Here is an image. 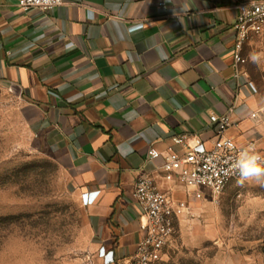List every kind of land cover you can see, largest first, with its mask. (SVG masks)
<instances>
[{
	"label": "crops",
	"instance_id": "0c3cea01",
	"mask_svg": "<svg viewBox=\"0 0 264 264\" xmlns=\"http://www.w3.org/2000/svg\"><path fill=\"white\" fill-rule=\"evenodd\" d=\"M240 1L65 0L23 10L17 0H0V85L35 110L37 133L75 190L96 195L86 208L108 250L104 264H135L144 233L133 191L147 174L188 205L175 218L176 233L183 246H198L187 238L188 217L210 204V188L169 176L162 157L148 158L151 146L183 152L172 138L184 135L211 149L210 115L229 113L225 134L239 145L256 140L264 153V105L232 50ZM202 264L247 263L216 253Z\"/></svg>",
	"mask_w": 264,
	"mask_h": 264
},
{
	"label": "rangeland",
	"instance_id": "374dc122",
	"mask_svg": "<svg viewBox=\"0 0 264 264\" xmlns=\"http://www.w3.org/2000/svg\"><path fill=\"white\" fill-rule=\"evenodd\" d=\"M243 54L264 105V36L247 43ZM35 122V110L0 85V216H14L0 219V264H104L108 250L98 242L84 197ZM188 219L187 238L198 246H183L176 233L159 264H202L216 253L264 264V184L245 181L219 196L210 189V204Z\"/></svg>",
	"mask_w": 264,
	"mask_h": 264
},
{
	"label": "built area",
	"instance_id": "2783aa9c",
	"mask_svg": "<svg viewBox=\"0 0 264 264\" xmlns=\"http://www.w3.org/2000/svg\"><path fill=\"white\" fill-rule=\"evenodd\" d=\"M64 2L65 0H17L18 6L23 10H51ZM160 5H164L163 2ZM237 9L238 15L233 23L235 43L232 50L238 69L243 68L247 61L243 54L245 45L256 37L264 36V0H242L237 4ZM252 115L255 116V113ZM210 122L216 133L211 149L202 148L200 143L189 144L186 136L175 135L172 140L184 146L183 152L169 148L162 154L151 146L148 158L154 160L162 157V168L169 176H175L187 187H208L215 196H219L232 180L238 179L232 165L239 151L249 145L260 151L256 140L239 145L234 138L225 134L232 125L229 113H213L210 115ZM133 197L140 210V229L144 235L137 243L132 260L135 264H152L174 237L175 218L184 212L189 213V207L184 201L176 203L161 191L155 179L148 174L136 180ZM95 198L96 195L90 192L85 194L84 200L89 204Z\"/></svg>",
	"mask_w": 264,
	"mask_h": 264
},
{
	"label": "clouds",
	"instance_id": "9594fccd",
	"mask_svg": "<svg viewBox=\"0 0 264 264\" xmlns=\"http://www.w3.org/2000/svg\"><path fill=\"white\" fill-rule=\"evenodd\" d=\"M232 167L238 176L237 183L255 181L264 184V154L258 152L253 145L239 151Z\"/></svg>",
	"mask_w": 264,
	"mask_h": 264
},
{
	"label": "trees",
	"instance_id": "16d2710c",
	"mask_svg": "<svg viewBox=\"0 0 264 264\" xmlns=\"http://www.w3.org/2000/svg\"><path fill=\"white\" fill-rule=\"evenodd\" d=\"M12 218H14V216H0L1 220H9V219H12Z\"/></svg>",
	"mask_w": 264,
	"mask_h": 264
}]
</instances>
